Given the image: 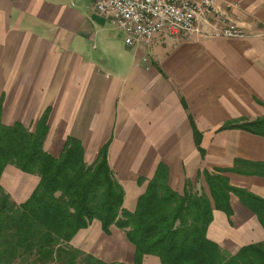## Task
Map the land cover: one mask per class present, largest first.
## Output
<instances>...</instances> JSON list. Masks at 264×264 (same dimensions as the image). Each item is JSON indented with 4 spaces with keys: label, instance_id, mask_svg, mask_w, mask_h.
<instances>
[{
    "label": "crops",
    "instance_id": "crops-1",
    "mask_svg": "<svg viewBox=\"0 0 264 264\" xmlns=\"http://www.w3.org/2000/svg\"><path fill=\"white\" fill-rule=\"evenodd\" d=\"M214 1L249 36L161 32L147 44L127 45L92 0H0L1 120L31 121V130L47 108L45 142L58 149L47 152L56 155L73 135L87 162L109 140L107 163L127 209L145 187L135 184L137 176L146 182L159 162L179 194L185 180L192 190L197 176L204 181L203 169L232 168L219 172L228 184L264 200V129L237 125L264 117V0ZM0 183L19 202L35 178L7 165ZM228 203V217L212 209L206 236L233 253L264 232L235 194ZM104 236L117 238L120 254L118 236L101 232L96 220L71 243L118 259L96 249Z\"/></svg>",
    "mask_w": 264,
    "mask_h": 264
},
{
    "label": "trees",
    "instance_id": "trees-1",
    "mask_svg": "<svg viewBox=\"0 0 264 264\" xmlns=\"http://www.w3.org/2000/svg\"><path fill=\"white\" fill-rule=\"evenodd\" d=\"M47 111L31 130L0 117V176L12 165L35 178L27 196L17 203L0 185V264H129L103 260L71 243L92 220L104 234H109L110 226L123 232L133 246L130 264H151L150 258L154 264H264V238L229 253L206 236L212 209L231 214L229 192L255 215L264 232V200L230 186L219 172L232 168L216 169L218 173L203 169L207 193L192 191L185 180L179 194L167 185V167L159 162L132 209H127L123 189L107 163L109 140L88 162L80 140L72 135L65 136L58 154L52 155L42 148ZM237 125L264 129V117Z\"/></svg>",
    "mask_w": 264,
    "mask_h": 264
},
{
    "label": "built area",
    "instance_id": "built-area-1",
    "mask_svg": "<svg viewBox=\"0 0 264 264\" xmlns=\"http://www.w3.org/2000/svg\"><path fill=\"white\" fill-rule=\"evenodd\" d=\"M225 7L214 0H92V8L109 16L127 45L147 44L161 32L169 37L180 32L220 38L249 36L230 21Z\"/></svg>",
    "mask_w": 264,
    "mask_h": 264
},
{
    "label": "rangeland",
    "instance_id": "rangeland-1",
    "mask_svg": "<svg viewBox=\"0 0 264 264\" xmlns=\"http://www.w3.org/2000/svg\"><path fill=\"white\" fill-rule=\"evenodd\" d=\"M31 122V121H30ZM30 122H29V125H30ZM24 126H25V124H23ZM29 125H27V126H29ZM73 136V135H72ZM75 137V136H74ZM77 138V137H76ZM45 140H46V135L44 136V139H43V141H42V148L44 149V150H46V151H48V150H50V151H57L58 149H56V150H54V149H52V148H48L47 147V144H46V142H45ZM58 144H60V143H58ZM103 144V143H102ZM82 146V145H81ZM83 149V148H82ZM91 148H88V150L87 151H89ZM99 149V148H98ZM98 149H96V150H94V152H93V156L95 157V155H96V153H97V150ZM60 151V150H59ZM90 153L92 152L91 150L89 151ZM58 154V153H57ZM110 167V166H109ZM5 168V167H4ZM111 169V168H110ZM113 173V172H112ZM114 176V175H113ZM115 177V176H114ZM138 177H140L141 178V176H138ZM136 183V185L137 186H142V188H143V183H145L146 184V182L144 181V180H141L140 182L139 181H137V178H136V181H135ZM0 185L2 186V183H0ZM121 185V184H120ZM140 186V187H141ZM121 187H122V185H121ZM2 188L4 189V187L2 186ZM141 188V189H142ZM122 189H123V187H122ZM191 189H192V186H191ZM5 190V189H4ZM144 190V188L141 190V192ZM195 190L196 191H205L206 193H207V188H206V185H205V183H204V181H202V178H201V176H197V181H195ZM195 190H192V191H195ZM6 191V190H5ZM7 192V191H6ZM123 192H124V189H123ZM140 192V193H141ZM139 193V194H140ZM124 194V193H123ZM9 197H10V199L11 200H13L14 202H18V201H16V200H14L13 199V196L11 197L10 195H9ZM237 197V196H236ZM220 211V210H219ZM224 213V212H223ZM225 214V213H224ZM253 214V213H252ZM226 215V214H225ZM229 216V215H228ZM227 215H226V217H228ZM253 216L255 217V215L253 214ZM211 218H212V211H211ZM255 220L257 221V219H256V217H255ZM211 221V220H210ZM257 223L259 224V222L257 221ZM209 224V223H208ZM259 226H260V224H259ZM111 232H114L117 236H118V239H119V245H121V247H120V254H119V252H117V244H118V241H117V238L116 237H114V241H113V239L111 240L110 238L111 237H109V236H104V239L103 240H98V242L96 243V249L97 250H99L100 251V249H102L100 252L102 253V255L103 256H107V257H109V256H117L118 257V259H120V261L121 262H126V263H131V260H132V253H133V246H132V244L131 243H129L126 239H125V237H124V234H123V232L120 230V229H118V228H116V227H114V226H112L111 227V229H110V232L109 233H111ZM90 236H92V235H90ZM93 237V236H92ZM96 257V256H95ZM12 264H21V263H18V262H14V263H12Z\"/></svg>",
    "mask_w": 264,
    "mask_h": 264
}]
</instances>
